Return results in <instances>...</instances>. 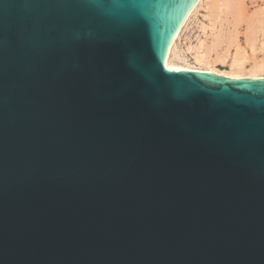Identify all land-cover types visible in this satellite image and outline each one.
<instances>
[{"label":"water","instance_id":"1","mask_svg":"<svg viewBox=\"0 0 264 264\" xmlns=\"http://www.w3.org/2000/svg\"><path fill=\"white\" fill-rule=\"evenodd\" d=\"M198 0H0V264H264V78L172 71Z\"/></svg>","mask_w":264,"mask_h":264},{"label":"bare ground","instance_id":"2","mask_svg":"<svg viewBox=\"0 0 264 264\" xmlns=\"http://www.w3.org/2000/svg\"><path fill=\"white\" fill-rule=\"evenodd\" d=\"M203 4L211 22L210 40L208 44L197 45L192 62L187 63L183 54L176 51V43ZM240 26H243L244 45L239 44ZM225 63L226 70L216 68ZM165 67L172 71H202L230 79L264 78V6L246 14L243 0H198L168 50Z\"/></svg>","mask_w":264,"mask_h":264},{"label":"rangeland","instance_id":"3","mask_svg":"<svg viewBox=\"0 0 264 264\" xmlns=\"http://www.w3.org/2000/svg\"><path fill=\"white\" fill-rule=\"evenodd\" d=\"M243 5L246 14H251L256 8H262L264 6V0H243ZM217 24L215 27H218ZM238 30L239 44H241L243 40V26L238 27ZM181 34L182 35H180V38L176 43V51L183 54L187 63H191L192 53L195 50V47L201 42L208 44L210 40L211 22L208 9L204 4L197 10L187 28ZM224 66H227L226 63L223 67L219 66L216 68L223 71L227 69V67Z\"/></svg>","mask_w":264,"mask_h":264},{"label":"crops","instance_id":"4","mask_svg":"<svg viewBox=\"0 0 264 264\" xmlns=\"http://www.w3.org/2000/svg\"><path fill=\"white\" fill-rule=\"evenodd\" d=\"M241 44H243L244 45V40H242V43ZM249 52V51H248ZM250 53V52H249Z\"/></svg>","mask_w":264,"mask_h":264}]
</instances>
